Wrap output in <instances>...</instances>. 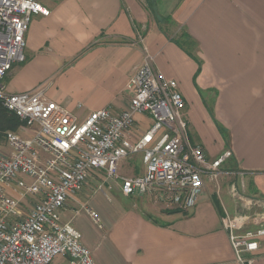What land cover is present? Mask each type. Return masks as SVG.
<instances>
[{"label": "crops", "instance_id": "obj_1", "mask_svg": "<svg viewBox=\"0 0 264 264\" xmlns=\"http://www.w3.org/2000/svg\"><path fill=\"white\" fill-rule=\"evenodd\" d=\"M38 2L49 15L31 18L25 61L3 80L7 93L44 87L45 97L79 122L103 109L119 114L129 105L127 82L148 53L164 79L178 85L188 143L210 159L230 152L224 169L245 173V195L264 205V0ZM150 126L149 117L137 116L133 136ZM126 166L119 165L123 176L143 172L142 164L139 171ZM96 193L113 203H96ZM222 194L227 204L206 183L192 210L164 211L152 197H123L119 185L92 172L61 218L81 234L96 264H241L221 223L223 207L241 211L226 185ZM31 205L27 200L25 213ZM257 212L251 229L264 225V208ZM259 243L245 264H264V237Z\"/></svg>", "mask_w": 264, "mask_h": 264}, {"label": "built area", "instance_id": "obj_2", "mask_svg": "<svg viewBox=\"0 0 264 264\" xmlns=\"http://www.w3.org/2000/svg\"><path fill=\"white\" fill-rule=\"evenodd\" d=\"M35 15H49L38 0H0V104L21 123L17 132L0 137V264H54L57 258L96 264L81 234L61 218L67 200L81 192L92 172L119 185L123 197L149 196L165 210L181 213L196 206L206 183L218 198L226 185L241 213L223 207L222 228L237 260L245 264L244 255L257 251L264 237V225L249 227L264 205L245 195V173L224 169L230 152L210 159L188 143L185 101L177 83L156 70L153 56L145 54L128 80L129 105L119 114L103 109L79 122L49 101L44 87L7 93L3 80L25 61V37ZM140 115L149 117L151 126L134 137ZM25 132L29 136L21 135ZM135 157L142 174L121 175L120 163ZM27 200L32 205L24 213Z\"/></svg>", "mask_w": 264, "mask_h": 264}, {"label": "rangeland", "instance_id": "obj_3", "mask_svg": "<svg viewBox=\"0 0 264 264\" xmlns=\"http://www.w3.org/2000/svg\"><path fill=\"white\" fill-rule=\"evenodd\" d=\"M125 161V163H126V167H127V169L129 170V169H131L132 167H134L135 168V170L136 171H139V169H140V167H141V162L139 161V159L138 158H135V159H126V160H124ZM128 165H129V168H128ZM96 180V179H95ZM98 183L97 184H101V181H98V180H96ZM225 189V188H224ZM106 191V190H105ZM106 193H107V191H106ZM108 196H109V194H108ZM111 197V195L109 196V198ZM221 197V198H220ZM220 197H219V200L223 203V204H227V201H226V197H224L223 196V194L222 195H220ZM94 198H95V202L96 203H100L101 205H103L104 207H108L110 204H112L113 203V200H111L110 202H108L107 200H106V198L101 194V193H96V195L94 196ZM138 199V198H137ZM230 199V198H229ZM120 202H122V204H127L128 202H129V200H126V199H122V198H120ZM160 206V205H159ZM234 206H235V203H234ZM160 208L162 209V210H164V211H169L168 209H164V207H162V206H160ZM25 213V212H24ZM256 220H260L259 218L258 219H256ZM86 224V223H85Z\"/></svg>", "mask_w": 264, "mask_h": 264}, {"label": "trees", "instance_id": "obj_4", "mask_svg": "<svg viewBox=\"0 0 264 264\" xmlns=\"http://www.w3.org/2000/svg\"><path fill=\"white\" fill-rule=\"evenodd\" d=\"M147 2H150V0H147ZM20 126L21 123L18 121V119L13 115L8 114L0 104V137L6 131L17 132Z\"/></svg>", "mask_w": 264, "mask_h": 264}]
</instances>
